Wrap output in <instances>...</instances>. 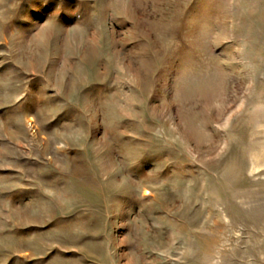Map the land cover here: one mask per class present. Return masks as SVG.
Wrapping results in <instances>:
<instances>
[{
  "label": "rangeland",
  "instance_id": "obj_1",
  "mask_svg": "<svg viewBox=\"0 0 264 264\" xmlns=\"http://www.w3.org/2000/svg\"><path fill=\"white\" fill-rule=\"evenodd\" d=\"M0 264H264V0H0Z\"/></svg>",
  "mask_w": 264,
  "mask_h": 264
}]
</instances>
